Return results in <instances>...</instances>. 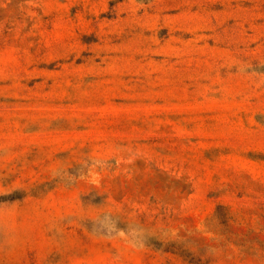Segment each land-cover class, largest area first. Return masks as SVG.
Segmentation results:
<instances>
[{"label": "rangeland", "instance_id": "obj_1", "mask_svg": "<svg viewBox=\"0 0 264 264\" xmlns=\"http://www.w3.org/2000/svg\"><path fill=\"white\" fill-rule=\"evenodd\" d=\"M0 264H264V0H0Z\"/></svg>", "mask_w": 264, "mask_h": 264}]
</instances>
